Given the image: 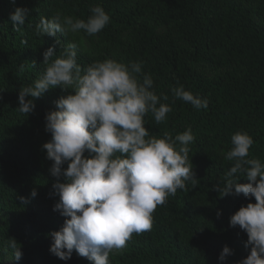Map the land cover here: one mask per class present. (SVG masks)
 <instances>
[{
	"label": "trees",
	"instance_id": "obj_1",
	"mask_svg": "<svg viewBox=\"0 0 264 264\" xmlns=\"http://www.w3.org/2000/svg\"><path fill=\"white\" fill-rule=\"evenodd\" d=\"M96 5L109 14L110 23L93 36L36 34L42 16L60 12L87 20ZM16 7L28 10L20 32L9 19ZM68 43L77 44L82 68L107 58L142 62L160 103L172 107L160 124L146 114L145 127L157 138L165 132L174 138L191 127L195 137L189 160L196 185L186 182L184 190L158 205L152 229L133 233L124 249L110 253V264H237L246 258L247 234L229 221L255 198H221L214 186L225 183L232 166L225 153L237 131L254 140L247 158L264 163V0H0V249L15 238L23 254L16 261L11 249L0 250V264H91L75 251L67 261L49 251V234L63 226L65 217L53 211L59 197L52 189V161L42 148L51 139L45 115L57 110L54 101L71 90L50 89L35 100L31 114L18 111L20 89L45 70L44 51L55 45L59 56ZM180 85L207 99V110L175 99L171 88ZM233 178L248 182L240 173ZM225 246L233 254L221 262Z\"/></svg>",
	"mask_w": 264,
	"mask_h": 264
},
{
	"label": "clouds",
	"instance_id": "obj_2",
	"mask_svg": "<svg viewBox=\"0 0 264 264\" xmlns=\"http://www.w3.org/2000/svg\"><path fill=\"white\" fill-rule=\"evenodd\" d=\"M90 12L87 20L60 12L50 19L42 16L36 34L56 37L58 32L83 31L93 36L110 23V16L100 5L91 7ZM27 17V9L15 8L9 16L15 31H21ZM76 49V43H68L59 56L55 45L44 51L45 70L31 85L20 89L18 111L31 114L35 100L50 89L71 90L54 101L57 110L45 115V131L51 139L42 148L52 161L49 172L56 178L52 189L59 197L53 211L65 217L63 226L49 234L53 241L49 251L64 261L75 251L91 264H110V253L124 249L133 233L152 229L158 205H164L178 189L184 190L186 182L196 185L198 179L189 160V145L195 137L191 127L174 138L167 132L157 138L145 127L146 114L151 113L160 124L172 107L160 103L151 74L142 72V62L107 58L82 68ZM171 92L175 99L197 110L208 108L207 99L183 85L172 87ZM162 99L166 101L168 96ZM231 144L225 159L232 166L223 186L215 185L214 190L221 198L230 194L255 198V203L235 211L229 223L247 234L249 254L237 264H264V163L247 158L254 144L248 132H235ZM237 173L248 182L234 179ZM37 194L33 189L30 196ZM220 215L218 211L217 217ZM9 249L11 259L22 258L15 238H9L0 250L7 254ZM232 254V249L223 247L219 261Z\"/></svg>",
	"mask_w": 264,
	"mask_h": 264
}]
</instances>
